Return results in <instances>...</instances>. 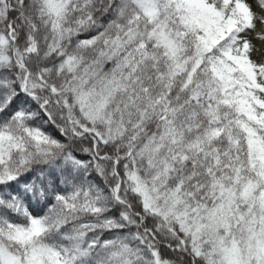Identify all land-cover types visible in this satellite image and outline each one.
Here are the masks:
<instances>
[{
    "label": "snow or ice",
    "instance_id": "snow-or-ice-1",
    "mask_svg": "<svg viewBox=\"0 0 264 264\" xmlns=\"http://www.w3.org/2000/svg\"><path fill=\"white\" fill-rule=\"evenodd\" d=\"M0 264H264V0H0Z\"/></svg>",
    "mask_w": 264,
    "mask_h": 264
}]
</instances>
